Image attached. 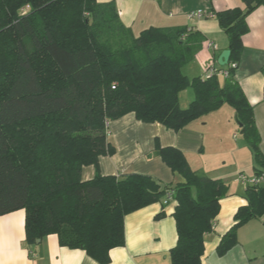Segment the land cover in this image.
I'll list each match as a JSON object with an SVG mask.
<instances>
[{"label": "trees", "instance_id": "trees-1", "mask_svg": "<svg viewBox=\"0 0 264 264\" xmlns=\"http://www.w3.org/2000/svg\"><path fill=\"white\" fill-rule=\"evenodd\" d=\"M241 1L243 8L214 13L228 38L227 65L189 79L182 72L192 55L184 29L150 26L134 36L114 2L0 0V215L24 210L25 244L55 234L60 246L107 264L110 249L124 245L125 215L163 202L172 190L176 242L170 263L202 264L203 235L212 231L228 185L192 170L182 151L157 142L158 156L182 182L102 175L98 160L115 152L107 121L132 112L143 123L177 131L228 104L264 165L253 107L233 78L249 30L246 18L264 0ZM221 70L227 72L222 82ZM188 86L194 97L182 108L178 94ZM87 165L96 172L84 180ZM245 199L215 248L219 256L237 243V229L249 220L262 218L264 225V186H247Z\"/></svg>", "mask_w": 264, "mask_h": 264}, {"label": "crops", "instance_id": "crops-1", "mask_svg": "<svg viewBox=\"0 0 264 264\" xmlns=\"http://www.w3.org/2000/svg\"><path fill=\"white\" fill-rule=\"evenodd\" d=\"M114 2L121 23L134 36L150 26L184 29L183 39L191 48V59L182 67L189 78L204 77L207 69H218V56L228 49V38L213 17H189L196 10L217 12L227 8H243L241 0H96ZM249 30L242 36V50L233 78L240 85L253 107L255 126L260 135L259 150L264 157V7L259 6L246 18ZM213 42L216 48L208 47ZM227 65V64H226ZM224 65V66H226ZM224 75L220 73L222 82ZM194 97L188 86L178 94L179 106L185 108ZM235 112L228 104L190 121L177 131L158 122L143 123L129 112L108 121V140L115 152L98 160L102 175L140 173L151 176L161 185L174 186L183 179L173 173L160 159L156 142L183 152L190 168L228 185L227 195L219 200V212L213 229L203 235L202 264H264V225L261 219H251L237 229V243L224 255L215 248L221 236L233 223V215L246 203L243 177L264 169L243 139H237L232 121ZM236 123V122H235ZM93 165L83 166L84 180L94 176ZM176 201L171 198L132 211L124 217L123 246L110 249L107 264H171L170 249L176 242L172 216ZM164 211L163 217L155 215ZM23 209L0 215V264H99L80 248L60 246L55 234H49L35 244L24 243Z\"/></svg>", "mask_w": 264, "mask_h": 264}, {"label": "built area", "instance_id": "built-area-1", "mask_svg": "<svg viewBox=\"0 0 264 264\" xmlns=\"http://www.w3.org/2000/svg\"><path fill=\"white\" fill-rule=\"evenodd\" d=\"M27 8L24 7L21 9V13L24 14L26 13ZM214 13L210 12V11H202V10H196V11H192L189 13V17H196V18H200V17H213ZM207 46L208 47H212V48H216L215 44L213 42H207ZM217 71V69L212 68L211 66L207 69L206 71V75L205 76H209L212 73H215ZM219 73H222L224 76L227 75L226 71H219ZM108 121L106 122V126H107ZM245 183L247 186L250 187H260V186H264V169L257 172L255 175L250 176V177H243ZM172 198V190H167L165 193V200H169Z\"/></svg>", "mask_w": 264, "mask_h": 264}, {"label": "water", "instance_id": "water-1", "mask_svg": "<svg viewBox=\"0 0 264 264\" xmlns=\"http://www.w3.org/2000/svg\"><path fill=\"white\" fill-rule=\"evenodd\" d=\"M229 55H230V50L229 49L222 50L221 53L218 56V64L220 66L226 65L228 63ZM235 120H236L237 124L239 125V127H241V123L238 121L236 115H235ZM241 133H242V129H241Z\"/></svg>", "mask_w": 264, "mask_h": 264}, {"label": "rangeland", "instance_id": "rangeland-1", "mask_svg": "<svg viewBox=\"0 0 264 264\" xmlns=\"http://www.w3.org/2000/svg\"><path fill=\"white\" fill-rule=\"evenodd\" d=\"M232 121L234 122V125H235L234 133H235V135L237 136V139H243V140H244V138H243V136H242V134H241L240 127H239V125L237 124V122H236V120H235L234 117H233ZM235 122H236V123H235Z\"/></svg>", "mask_w": 264, "mask_h": 264}]
</instances>
